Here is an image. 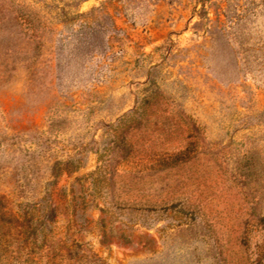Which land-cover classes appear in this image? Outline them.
I'll list each match as a JSON object with an SVG mask.
<instances>
[{
	"label": "rangeland",
	"instance_id": "obj_1",
	"mask_svg": "<svg viewBox=\"0 0 264 264\" xmlns=\"http://www.w3.org/2000/svg\"><path fill=\"white\" fill-rule=\"evenodd\" d=\"M31 216L104 264H264V0H0V242Z\"/></svg>",
	"mask_w": 264,
	"mask_h": 264
},
{
	"label": "trees",
	"instance_id": "obj_2",
	"mask_svg": "<svg viewBox=\"0 0 264 264\" xmlns=\"http://www.w3.org/2000/svg\"><path fill=\"white\" fill-rule=\"evenodd\" d=\"M205 15L206 13L202 17H206ZM218 22L220 24L218 29L224 33V23L220 20ZM136 110L135 108L133 112ZM48 208H50L49 213L52 212L53 216V206L48 205ZM12 221L20 227L22 226L16 217L12 218ZM26 222L29 238H24V240L19 238L14 242H0V264H71V262L76 264H104L100 257L84 248L83 244L72 243L68 246L55 234L44 233L38 217L31 216ZM20 231L18 230L17 234ZM10 246L12 249L9 248ZM13 251L18 255L10 257L6 255L7 252L13 253ZM21 251L25 252L23 256L19 254Z\"/></svg>",
	"mask_w": 264,
	"mask_h": 264
}]
</instances>
